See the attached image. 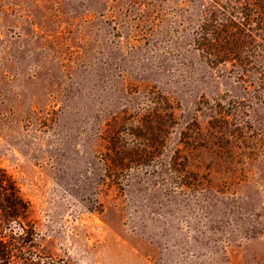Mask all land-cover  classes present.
<instances>
[{
  "label": "rangeland",
  "instance_id": "1",
  "mask_svg": "<svg viewBox=\"0 0 264 264\" xmlns=\"http://www.w3.org/2000/svg\"><path fill=\"white\" fill-rule=\"evenodd\" d=\"M208 1L0 0V175L39 264H264V84L195 49Z\"/></svg>",
  "mask_w": 264,
  "mask_h": 264
},
{
  "label": "trees",
  "instance_id": "2",
  "mask_svg": "<svg viewBox=\"0 0 264 264\" xmlns=\"http://www.w3.org/2000/svg\"><path fill=\"white\" fill-rule=\"evenodd\" d=\"M192 41L206 62H233L230 69L240 81L256 88L264 84V0L208 1ZM26 211L27 203L15 184L1 174L0 264H15L16 260L39 264L29 256L30 240L16 235L14 230L22 229Z\"/></svg>",
  "mask_w": 264,
  "mask_h": 264
}]
</instances>
